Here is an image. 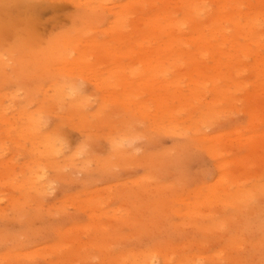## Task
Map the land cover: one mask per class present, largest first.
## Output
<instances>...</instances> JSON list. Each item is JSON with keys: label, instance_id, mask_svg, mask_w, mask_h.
I'll list each match as a JSON object with an SVG mask.
<instances>
[{"label": "rangeland", "instance_id": "rangeland-1", "mask_svg": "<svg viewBox=\"0 0 264 264\" xmlns=\"http://www.w3.org/2000/svg\"><path fill=\"white\" fill-rule=\"evenodd\" d=\"M0 264H264V0H0Z\"/></svg>", "mask_w": 264, "mask_h": 264}, {"label": "bare ground", "instance_id": "bare-ground-1", "mask_svg": "<svg viewBox=\"0 0 264 264\" xmlns=\"http://www.w3.org/2000/svg\"><path fill=\"white\" fill-rule=\"evenodd\" d=\"M203 9H204V7H203V5L201 6V11L203 12ZM37 11H38V9H37ZM196 11L198 12V11H200V6H199V8H196ZM204 11H205V9H204ZM197 14H199V13H197ZM35 15H36V13H35Z\"/></svg>", "mask_w": 264, "mask_h": 264}]
</instances>
